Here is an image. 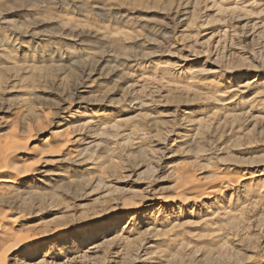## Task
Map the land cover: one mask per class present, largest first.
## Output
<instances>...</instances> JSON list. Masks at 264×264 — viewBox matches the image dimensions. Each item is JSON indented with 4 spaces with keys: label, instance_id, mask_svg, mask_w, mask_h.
Here are the masks:
<instances>
[{
    "label": "rangeland",
    "instance_id": "rangeland-1",
    "mask_svg": "<svg viewBox=\"0 0 264 264\" xmlns=\"http://www.w3.org/2000/svg\"><path fill=\"white\" fill-rule=\"evenodd\" d=\"M1 169L0 264H264V0H0Z\"/></svg>",
    "mask_w": 264,
    "mask_h": 264
},
{
    "label": "bare ground",
    "instance_id": "bare-ground-1",
    "mask_svg": "<svg viewBox=\"0 0 264 264\" xmlns=\"http://www.w3.org/2000/svg\"><path fill=\"white\" fill-rule=\"evenodd\" d=\"M13 142V141H12ZM13 144H16V143H12V144H8L7 143V145H5L4 147H3V149L1 150L2 152V157H4L5 159H8V157H10V155H12L13 154V152L18 148V146H15V145H13ZM18 150V149H17ZM4 160V159H3ZM3 164V163H2ZM4 166H2V168H4V169H6V168H8V165L6 164V163H4L3 164ZM4 169H1L0 170V172H2V170H4ZM10 178H12V176L11 175H4V176H0V184H5V183H9L10 182ZM13 181V180H12ZM11 181V182H12ZM189 182V181H188ZM192 184V183H191ZM185 186V185H184ZM226 186V185H225ZM183 188V187H182ZM214 190H216V189H214ZM185 189L183 188V190L181 191L180 190V192H179V195L180 194H183V195H180V196H184V193H185ZM211 192H213V189H212V191ZM207 193H209V192H207ZM178 194V193H177ZM176 194V195H177ZM202 194V193H201ZM178 195V196H179ZM201 196V195H200ZM185 197V196H184ZM192 197V196H191ZM198 198H200V197H198ZM206 198V197H205ZM85 231V229L83 228V229H81V228H79V231ZM81 240V238H65L63 241L65 242V243H67L68 244V247H75L76 245H78V243H79V241ZM20 246V245H19ZM34 253V252H33ZM33 253H31L30 254V256H29V258L31 259V258H33Z\"/></svg>",
    "mask_w": 264,
    "mask_h": 264
}]
</instances>
